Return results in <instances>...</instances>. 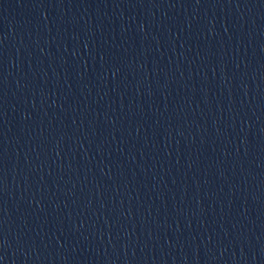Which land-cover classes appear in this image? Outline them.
<instances>
[{"label":"water","instance_id":"obj_1","mask_svg":"<svg viewBox=\"0 0 264 264\" xmlns=\"http://www.w3.org/2000/svg\"><path fill=\"white\" fill-rule=\"evenodd\" d=\"M0 264H264V0H0Z\"/></svg>","mask_w":264,"mask_h":264}]
</instances>
